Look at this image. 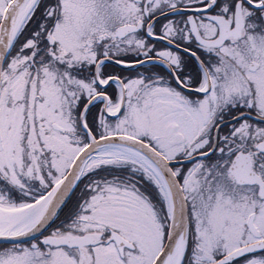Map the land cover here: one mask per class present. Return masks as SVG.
<instances>
[{
	"label": "snow or ice",
	"instance_id": "obj_1",
	"mask_svg": "<svg viewBox=\"0 0 264 264\" xmlns=\"http://www.w3.org/2000/svg\"><path fill=\"white\" fill-rule=\"evenodd\" d=\"M0 264H264V0H0Z\"/></svg>",
	"mask_w": 264,
	"mask_h": 264
}]
</instances>
